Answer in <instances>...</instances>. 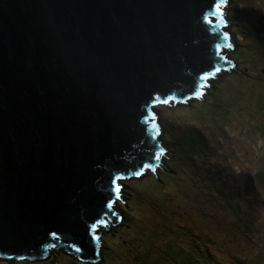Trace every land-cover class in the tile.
I'll return each instance as SVG.
<instances>
[{
	"label": "water",
	"instance_id": "obj_1",
	"mask_svg": "<svg viewBox=\"0 0 264 264\" xmlns=\"http://www.w3.org/2000/svg\"><path fill=\"white\" fill-rule=\"evenodd\" d=\"M215 2L0 0V256L98 261L111 180L154 163L155 102L223 65Z\"/></svg>",
	"mask_w": 264,
	"mask_h": 264
},
{
	"label": "rangeland",
	"instance_id": "obj_2",
	"mask_svg": "<svg viewBox=\"0 0 264 264\" xmlns=\"http://www.w3.org/2000/svg\"><path fill=\"white\" fill-rule=\"evenodd\" d=\"M232 1L234 2L230 3L231 8H238L236 2L240 6H244L247 15L256 14L264 19V0ZM237 25V30L236 26L231 27L232 31L226 29L237 41V49L234 52L226 50L225 55L235 65L236 70L242 71V76L249 77V81L240 80L239 87L236 79L229 76L230 73L223 72L213 84L212 89L209 90L210 92L215 91L214 85L218 86L220 82L230 78L227 79L222 91L209 97L208 106H201L199 102L202 100L192 101L186 106L175 105L164 108L161 107V104H156L157 106L153 107L159 112L160 124L164 121L165 125H171L170 135L175 139L184 135L186 133L184 129H189L190 124L202 130L205 136H209L208 146L213 145V140L217 138L220 143L217 144L220 153L216 152V154L222 158L219 161L224 162L226 168L232 171L234 176L253 174V169L261 163V157L264 156V144L261 146L258 142L261 140L260 136L258 134H255V137L252 136V133L255 132L252 128L256 126L259 129L264 125V80H262L264 79V52L259 49L258 55L257 48L249 45L252 41L243 37L242 31L245 30L243 25L238 23ZM244 42L248 43V47L242 55L240 50L244 48ZM212 80L210 81L212 82ZM237 81H239L238 78ZM236 87H239L241 91L248 92L240 93L234 99V93L237 92ZM226 96L233 99L230 98L226 102ZM195 104L197 105L192 108ZM208 125L211 126L205 127ZM161 133L160 130L162 136ZM172 151L176 153V157H182L179 146L174 147ZM215 151L216 148L211 147L204 153ZM195 153L202 161L197 171L200 174L204 173L206 165L210 164L208 158L198 150ZM170 158L169 150L166 163ZM180 161L182 164L183 160L180 159L178 162L180 163ZM191 172L188 170V174H186L177 170L174 178L170 177L171 174L166 176L158 174L155 179L153 174L158 171L147 172L144 176H140L141 180L121 181L124 185L120 191L121 200L116 202L114 210L131 209V211H129V215L127 214L128 221L120 222L106 233L104 230L107 227L97 229L96 234H99L100 238L103 237L106 247L102 252L103 256L101 255L104 263L173 264L171 262H175L189 264L188 260L183 257L182 251L175 249V243L171 242L178 234V241L181 243V237L188 236L186 237L187 247H198L206 253H216L218 256L213 253L216 256H214V260L219 264H238V260L242 264H264V260L258 263L255 257L256 254L260 256L261 251H264L262 249V246L264 247V190L253 191L254 206L251 209L249 205H245L246 197H243L244 199L240 201L239 205L234 199H231L234 197L230 196L229 191H223L227 198L218 197L212 190V186L208 187L198 181L197 174L192 175ZM160 179L164 183L161 181L159 183ZM152 180L156 181L158 185H155ZM163 184L165 188L159 189ZM142 189L149 192L145 193ZM124 202L126 203L124 204ZM131 216L132 223L129 224ZM128 224L130 225L129 230L124 229L126 235L123 236L124 240L128 241V246L122 250L123 242L121 244L114 243L116 236L121 235L119 232L122 230L119 228ZM195 232L209 234L200 240L204 244L194 240ZM102 233L104 234L102 235ZM168 242L171 244H167ZM137 249L140 251L138 252ZM65 258L59 256L57 261L52 264H65L68 261ZM51 259L55 258L52 256ZM49 261L40 264H46ZM135 261L136 263H134ZM0 264L5 263L0 261Z\"/></svg>",
	"mask_w": 264,
	"mask_h": 264
},
{
	"label": "trees",
	"instance_id": "obj_3",
	"mask_svg": "<svg viewBox=\"0 0 264 264\" xmlns=\"http://www.w3.org/2000/svg\"><path fill=\"white\" fill-rule=\"evenodd\" d=\"M236 5H237V3H236ZM245 9H246V7H245ZM229 16H230V20L232 21V23L234 25H237V23L240 25H243V27L245 28V30L242 31L243 37H244V39L249 40L250 42L252 41L251 44H249V45L255 46L257 48L256 52H258V55H259V49L264 52V19H262L260 17V15L256 16V14L255 15L251 14L250 16H247V14L245 13L244 10H236L235 8H231V10L229 12ZM243 45H244V48L240 50L242 55H243V53H245V51L248 47V43L245 44V42H244ZM241 72L238 70L231 71L230 75H229L230 77H234L236 79V83L238 84L239 87H240V80L249 81V77L248 76L247 77L242 76L241 74H243V73H241ZM230 77H228V78H230ZM237 78L239 79V81H237ZM227 79L220 82V84L218 86L214 85L215 91H212V92L209 91L207 94L209 96L206 95L205 98L203 99V101L199 102L200 105L201 106H205V105L208 106L209 105V97L212 96L214 93L216 94V93H219L220 91H222V89L225 88ZM250 79H252V78H250ZM262 80H264V79H262ZM239 87L238 88L236 87L237 92L234 93V95H235L234 99L236 98V96L238 94L248 92V91H241L239 89ZM230 98L233 99L230 96H228V97L226 96L225 101L226 102L229 101ZM263 100H264V97H263ZM196 105L197 104L193 105L192 108H194ZM190 125H191V127L189 129L188 128L184 129V130H186L185 131L186 133L184 135H180L179 138L175 139L173 136L170 135L171 125L167 126V125H165V122L162 121L161 127L164 129V132H163V136H162L163 138L161 140L164 144L166 143L164 146L169 148L171 158L168 160V162L166 164H164V166L161 168V170H158V173L153 174L154 179L156 177H158V174L163 175V176L171 174L172 176H170V177L174 178L175 174L177 173V170L181 171V172H185L186 174H188L187 172H188V170H190V171H192L191 172L192 175L197 174L198 181H201L202 183H204L208 187L212 186V190H214L218 194V196H224L225 197V193H223V191L224 192L229 191L231 197H234L236 199H240V201L244 199L243 197H247L246 193H249L248 190L254 191V190H258L257 188H260V190H264V159H263L264 157L262 158L261 163L253 169L252 172H254V173L252 175H250L251 173H248V174H243V177H240V178L235 177L226 170V165H224L222 162L219 161L220 155L218 157L216 154V152L220 153V151L217 148V144H218V141H216L217 138H216V140H213V145L211 144L208 146L207 145L208 140H209L208 136H205L202 133V130L197 128L195 125H192V124H190ZM210 126L211 125H208L205 127H210ZM252 130L255 131L252 133V136L255 137V134H258L260 136L259 139H261L263 141V144H264V128H263V125L259 129L255 126L254 128H252ZM213 131H214V129H213ZM176 146H179L180 152L182 153V157H180V158L176 157V153H173V151H172V149ZM211 147L216 148V151L204 153V151H207V149H209ZM197 150L201 154L205 155L208 158V162L210 163V164L206 165L204 173H201V174L198 173V171H197V169L199 168L198 162L202 163V161H200L199 155L195 153ZM177 159L183 160L182 164H181V161L179 163L178 162L179 160H177ZM251 176H252V180L253 181L255 180V182H256V184H254V186H252V187H251V183H250ZM199 177H200V179H199ZM152 181L154 182L155 185H158V183L156 181H154V180H152ZM160 181L162 183H164L162 179L158 180L159 183H160ZM163 188H165L164 184L159 189H163ZM142 191L145 193L149 192L145 189H142ZM129 211H131V209L124 210V211L119 210V217H120V219H122V221H128L127 214L129 215ZM131 219H132V216L130 217L129 224L132 223ZM261 223L263 224V221H261ZM129 224L125 227L119 228V230H122L119 232V233H121V235L116 236V239L113 238L116 241L114 244H116V243L121 244L122 242L124 243L122 250H124L125 247L128 246V241L124 240L123 236L126 235V231H124V229L129 230V226H130ZM112 228L109 227L108 229H105L104 230L105 233L109 229L111 230ZM103 234L104 233H102V235ZM207 234L208 233L195 232L194 233V235H195L194 240H198L199 242H201L200 240L202 239V237H205ZM178 237H179V235L176 234V238L171 240V242H172V244L175 243V249H177L178 251H182L183 257L186 260H188L189 264H219V263L215 262V260H214V256L215 255L218 256L216 253L213 252L215 254L214 255L211 252V254H212L211 255L210 253H206V251L204 252L203 249H200L198 247L197 248L196 247L189 248V247H187L188 241L186 240V237H188V236L181 237L182 243L180 241H178L179 240ZM97 241H98V246H99L97 249V254H99L98 255L99 260L96 261L95 263H92V262L87 261V260L84 261V260L80 259L79 254H75L73 252H70L64 246L55 245V244L48 245V247H46L42 251L43 254H45L42 258L16 259L14 257H5V256L2 257V256H0V261H2V263H5V264H16V263H19V264H21V263H24V264H31V263L40 264V263H44V262L49 261L53 256L55 259L54 260L51 259L49 261L50 264H52V263H55V261H57V258L59 256H61L63 258L66 257L65 259L68 260L67 261L68 264H100L101 262H102L101 264H103L104 260L102 257L103 256L102 252H104V250L106 248L104 245V239H103V237L100 238V235H98ZM201 243L204 244V242H201ZM212 243H213V241H212ZM167 244H171V243L168 242ZM107 248H109V247L107 246ZM110 248H113V247H110ZM262 249L264 250L263 246H262ZM137 251L139 252L140 250L137 249ZM261 252L262 253L260 256H258L259 254H256V256H255L257 258L258 263H261L264 260V251H261ZM58 253H61V254H58ZM134 254L137 255V253H134ZM212 256H213V258H212ZM67 262L65 264H67ZM48 263H46V264H48ZM134 263H136V261ZM171 263L177 264L175 262H171ZM244 263H245V261H244ZM104 264H106V262ZM238 264H242V263L239 262V260H238ZM252 264H254V263H252Z\"/></svg>",
	"mask_w": 264,
	"mask_h": 264
},
{
	"label": "snow or ice",
	"instance_id": "obj_4",
	"mask_svg": "<svg viewBox=\"0 0 264 264\" xmlns=\"http://www.w3.org/2000/svg\"><path fill=\"white\" fill-rule=\"evenodd\" d=\"M224 2H225V0H216V2H215L214 5H213V9H214L215 13H216L217 15H219L221 18L223 17V13H222L221 9L224 7ZM204 19H205V22H208V17H205ZM227 38H228V35H227V33H225V34H224V39H227ZM227 47H228V48H231V45L229 44V45H227ZM217 54H218L219 60L224 61L226 64L228 63L227 58H226L225 55L222 54V50L220 49L219 45H217ZM224 70L227 71V70H229V69H228V68H225ZM219 71H221L220 68H216V69H215V72H219ZM215 72H212V73H208V74L202 75V76L200 77V80H208V79H213V78H215ZM204 86H205V85H201V87H204ZM195 94H196L197 96H199V95H202V92H200L199 89H197L196 92H195ZM169 99H171V98H169ZM161 102L164 103V104H167V103L169 102V100H168V99H162ZM162 155H163V149H160L159 151H157V152L154 154L153 159H155V160H159L160 156H162ZM149 168H152V165H151L150 163H145V164L143 165V167H142L140 170L134 172V175L139 176V175L142 174V172H143L145 169H149ZM120 179H123V177H121V176H116V177H114V178L111 180V184L113 185V189H112V190H113V192L116 194V199H119L120 186H119V184H117V181L120 180ZM106 206H107L108 209L110 210L111 214H112L113 216H115L116 213H115L114 211H112V201H111V200L108 202V204H107ZM104 226H106V221H104L103 219L97 220V221L92 225L91 232H92V239H93V240H96V239H97V236H96V234H95V233H96V229H97L98 227H104Z\"/></svg>",
	"mask_w": 264,
	"mask_h": 264
},
{
	"label": "clouds",
	"instance_id": "obj_5",
	"mask_svg": "<svg viewBox=\"0 0 264 264\" xmlns=\"http://www.w3.org/2000/svg\"><path fill=\"white\" fill-rule=\"evenodd\" d=\"M158 111V110H157ZM162 141V140H161ZM164 144V143H163ZM253 192V191H252ZM224 198V197H223ZM124 203H126V202H124Z\"/></svg>",
	"mask_w": 264,
	"mask_h": 264
},
{
	"label": "bare ground",
	"instance_id": "obj_6",
	"mask_svg": "<svg viewBox=\"0 0 264 264\" xmlns=\"http://www.w3.org/2000/svg\"><path fill=\"white\" fill-rule=\"evenodd\" d=\"M160 124V123H159ZM254 173V172H253ZM99 247V246H98ZM84 262V261H83Z\"/></svg>",
	"mask_w": 264,
	"mask_h": 264
}]
</instances>
